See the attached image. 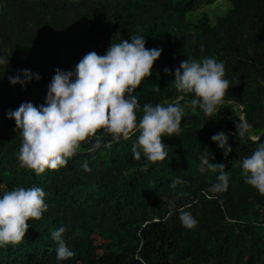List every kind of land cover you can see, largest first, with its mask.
Returning <instances> with one entry per match:
<instances>
[{"label": "trees", "instance_id": "trees-1", "mask_svg": "<svg viewBox=\"0 0 264 264\" xmlns=\"http://www.w3.org/2000/svg\"><path fill=\"white\" fill-rule=\"evenodd\" d=\"M218 1L0 0V57L9 59L7 68L0 65V196L37 186L48 205L29 222L24 241L0 248V264H264V195L245 183L242 169L264 143V0H223L224 12L211 19L202 8ZM136 34L146 48L162 49L134 93L141 109L146 103L184 108L178 136L162 138L167 157L149 162L141 153L137 161L138 133L108 146L111 136L101 130V147L89 151L95 141L83 144L64 167L40 175L20 167L22 138L7 113L25 102L43 105L56 69L72 71L90 51L104 55L111 43ZM204 57L222 62L230 82L211 117L189 108L194 97L172 83L181 61ZM23 69L40 80L11 85L9 77ZM242 121L252 127L238 138ZM220 132L232 148L227 157L211 140ZM205 149L210 163L225 166L224 191H209L219 173L201 163ZM185 211L197 221L192 229L180 221ZM60 227L75 253L70 260L56 256L51 233Z\"/></svg>", "mask_w": 264, "mask_h": 264}, {"label": "clouds", "instance_id": "clouds-1", "mask_svg": "<svg viewBox=\"0 0 264 264\" xmlns=\"http://www.w3.org/2000/svg\"><path fill=\"white\" fill-rule=\"evenodd\" d=\"M146 39L136 34L131 40L111 43L104 55L90 51L78 62L72 71L56 69L48 86L45 103L39 107L30 102L22 103L16 110H10L7 117L15 121L16 131L22 138L17 159L20 167L34 171L37 175L46 170H57L66 166L69 159L77 155L81 146L92 143L89 151L102 145L101 130L111 136V143L127 140L137 134L132 144V156L141 159V153L149 162L163 161L168 155L164 136H178L184 116L179 104L143 105L142 109L134 93L145 78L152 75L154 63L160 58L162 49H148ZM9 59L0 57V65L8 66ZM165 74L170 70L165 68ZM175 88L188 97V107L197 108L211 117L230 88L225 79V66L215 58L181 61L175 69ZM38 74L23 69L19 75L9 77L13 86L26 85ZM153 90L159 92V85ZM142 111V115L137 116ZM251 125L246 121L236 122L238 138L248 134ZM223 151L224 156L232 152L228 136L222 132L211 137ZM207 149L201 156V163L209 171L219 173L217 183L210 192L227 189L228 173L223 164L209 162ZM91 171L87 161L82 165ZM244 181L264 195V143H258L250 156L242 161ZM181 181H173L172 187ZM46 193L37 186L16 187L0 196V248L18 245L24 241L31 220H39L48 211ZM182 225L188 229L197 221L189 212L180 214ZM66 228L52 231L56 243V256L60 261L70 260L75 253L64 241Z\"/></svg>", "mask_w": 264, "mask_h": 264}, {"label": "rangeland", "instance_id": "rangeland-1", "mask_svg": "<svg viewBox=\"0 0 264 264\" xmlns=\"http://www.w3.org/2000/svg\"><path fill=\"white\" fill-rule=\"evenodd\" d=\"M226 5H227L226 2L221 0L214 3L211 6L202 8V10L209 16V18L212 19L213 18L212 15L222 14L224 12V8L226 7ZM95 244H98V241H96Z\"/></svg>", "mask_w": 264, "mask_h": 264}]
</instances>
